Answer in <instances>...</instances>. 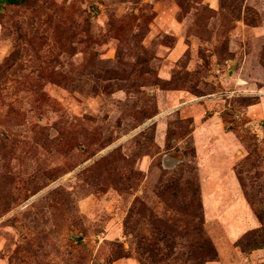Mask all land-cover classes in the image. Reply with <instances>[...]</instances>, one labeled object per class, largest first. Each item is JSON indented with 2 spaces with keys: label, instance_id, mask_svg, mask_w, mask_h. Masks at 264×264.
Instances as JSON below:
<instances>
[{
  "label": "rangeland",
  "instance_id": "obj_1",
  "mask_svg": "<svg viewBox=\"0 0 264 264\" xmlns=\"http://www.w3.org/2000/svg\"><path fill=\"white\" fill-rule=\"evenodd\" d=\"M255 244L264 0L0 3V264H264Z\"/></svg>",
  "mask_w": 264,
  "mask_h": 264
},
{
  "label": "crops",
  "instance_id": "obj_2",
  "mask_svg": "<svg viewBox=\"0 0 264 264\" xmlns=\"http://www.w3.org/2000/svg\"><path fill=\"white\" fill-rule=\"evenodd\" d=\"M229 168H230V166H229ZM234 176H235V174H234ZM238 199H239V205L238 206H240V209H241L240 211H238L239 213L237 212V210L232 209L231 207H229V208H226L225 210H223L224 215H225V211L229 212V215H228L227 219L228 220L229 219L232 220L233 219V217H232L233 214L232 213H234V216L238 215L239 217H241L242 220L241 219H239V220L241 221L240 225H241L242 228L250 227V229H252V230L256 229L258 227V225H259L257 220H256V218L252 216L248 205L244 203V198H238ZM220 215H222V211L220 212Z\"/></svg>",
  "mask_w": 264,
  "mask_h": 264
},
{
  "label": "trees",
  "instance_id": "obj_3",
  "mask_svg": "<svg viewBox=\"0 0 264 264\" xmlns=\"http://www.w3.org/2000/svg\"><path fill=\"white\" fill-rule=\"evenodd\" d=\"M3 1L8 3L9 5H15V6L22 5L25 2V0H0V3ZM207 244H208V248H209V252H208L209 253V260H206V261L214 262L216 260V258L218 257L217 251L215 250V248L213 247V245L209 241H207ZM262 249H264V244H262V245L255 244L252 247L253 251L262 250ZM203 256L205 258H207V255H203ZM203 259H201V262L204 261Z\"/></svg>",
  "mask_w": 264,
  "mask_h": 264
}]
</instances>
